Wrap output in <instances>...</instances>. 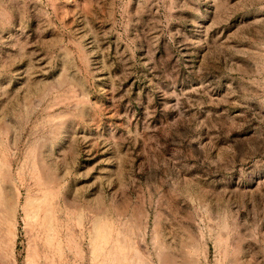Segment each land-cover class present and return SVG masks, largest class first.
<instances>
[{"label": "rangeland", "instance_id": "obj_1", "mask_svg": "<svg viewBox=\"0 0 264 264\" xmlns=\"http://www.w3.org/2000/svg\"><path fill=\"white\" fill-rule=\"evenodd\" d=\"M0 174V264H264V0H0Z\"/></svg>", "mask_w": 264, "mask_h": 264}, {"label": "bare ground", "instance_id": "obj_2", "mask_svg": "<svg viewBox=\"0 0 264 264\" xmlns=\"http://www.w3.org/2000/svg\"><path fill=\"white\" fill-rule=\"evenodd\" d=\"M0 175H1V174H0ZM9 195H10V194H9ZM1 196H2V195H1ZM41 198H42V197H41ZM34 200H35V199H34ZM8 206H9V205H8ZM13 206L15 207V205H13ZM10 208H11V207H10ZM16 208H17V207H16ZM12 210H13V209H12ZM12 210H11V211H12ZM17 210H18V209H17ZM11 211H10V212H11ZM13 212H14V211H13ZM31 212H32V211H31ZM29 215H30V214H29ZM32 217H33V216H32ZM37 217H38V216H37ZM30 219H31V218H30ZM27 220H28V219H27ZM48 220H49V219H48ZM27 222H28V221H27ZM52 222H53V221H52ZM6 223H7V222H6ZM1 224H2V223H1ZM4 224H5V223H4ZM6 225H7V224H6ZM48 225H49V224H48ZM50 227H51V226H50ZM52 229H53V228H52ZM51 232H54V231H51ZM51 237H52V236H51Z\"/></svg>", "mask_w": 264, "mask_h": 264}]
</instances>
